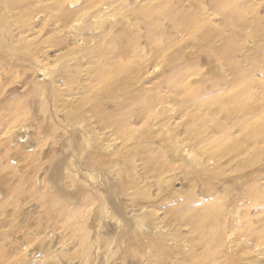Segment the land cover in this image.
I'll return each mask as SVG.
<instances>
[{"label":"rangeland","instance_id":"374dc122","mask_svg":"<svg viewBox=\"0 0 264 264\" xmlns=\"http://www.w3.org/2000/svg\"><path fill=\"white\" fill-rule=\"evenodd\" d=\"M171 1L181 11L198 3ZM241 1L264 21V0ZM150 2L0 0V264H264V197L250 191H264V140L256 162L207 153L221 132L190 121L172 90L155 87L188 68L191 85L225 93L231 68L220 60L214 70L170 19L162 20L161 45L181 41L180 60L171 65L173 50L156 57L132 14ZM202 5L220 26L211 1ZM251 32L243 28L233 57L245 67L259 46ZM106 40V65L119 57L134 71L121 91L94 83V52ZM253 78L262 93L264 69ZM138 95H156L149 114ZM123 117V128L112 122ZM244 120L219 118L224 126ZM208 204L218 215L206 253L196 221L184 217Z\"/></svg>","mask_w":264,"mask_h":264},{"label":"bare ground","instance_id":"6f19581e","mask_svg":"<svg viewBox=\"0 0 264 264\" xmlns=\"http://www.w3.org/2000/svg\"><path fill=\"white\" fill-rule=\"evenodd\" d=\"M103 1L91 0L90 4L97 5ZM210 1L214 13L221 18V24L218 27L214 26L211 18L207 15L202 5L203 0H198L197 6L193 11H181L173 6L171 0H153L149 5L138 8L132 14L136 18V23L142 24L145 27L148 42L152 50H155L156 57H160V55L173 50L169 52L172 59V66L175 65L176 61L180 60L181 41H174L168 47L161 45L162 39L165 36L162 28V20L164 19L172 20L173 25L181 27L189 37L196 39L197 48L200 51L207 52L212 59L214 70H217L221 65L217 64L220 60H224L231 68L234 81L229 92L222 93L224 90L219 88L218 85H213L207 91L194 87L188 81L192 73L188 68L174 69L170 75L161 80L162 83L158 84L159 86L155 87V89H161L165 86L168 87L172 90L174 97L181 101V110H189L190 121L196 120L195 123H201L207 120V122L213 124L215 130L221 132L218 141H214L210 145L211 148L207 149V153L210 156L222 160L228 156L236 157L239 153H245L248 157L247 159H253L252 162H256L254 158L261 152L259 150L261 145L259 146L258 143L264 140V118L262 117L264 111L262 104V102L264 103V90L262 93L255 91L257 82L253 78V73L257 69H264V21L254 14L255 9L252 6H246L241 0ZM245 26L250 28L252 31L251 36L259 43L255 52L253 51L251 56L246 60L247 67L233 60L235 52L239 50L240 44L238 41L243 34V28ZM219 40L221 41V45L217 46L216 42ZM215 46L218 48H215ZM112 53L111 45L107 40L105 44L95 49L94 52L99 58V62L95 65L96 77L94 83L98 86V89L100 88L101 92L105 93L109 92L112 86H117L118 90L121 91L135 77L131 65L123 62L119 57L116 58L113 66L109 67L106 65ZM153 91L151 90L150 92ZM155 96L149 97L148 95V97L143 98V95L142 97L138 95L139 98H136V101H138L135 104L138 107H142L147 115L148 112H151L150 110H152L153 104L155 105ZM131 106L133 107L134 105ZM239 115L245 118L244 123L231 122L228 126H224L219 121V118L230 121ZM116 119H112V122L115 121V125L122 128L128 123V117H123L120 120ZM187 128L186 130L193 131L191 125H188ZM236 129H240V135L237 137L233 135ZM261 144L263 145V143ZM261 150L263 149L261 148ZM244 164L248 165L250 163L246 162ZM250 191L254 198L263 199L264 191H259L257 188L251 189ZM198 211L200 212L196 214L191 212L187 213L184 220L189 223H195L196 221L194 227L196 231H201L204 237L203 241L199 244L208 253L211 251L210 245L212 244H209V240H206V238L213 231V223H215L214 221L216 215H218V211L211 204L206 205V207ZM201 216H205V218L201 220ZM203 263L204 260L199 259V264Z\"/></svg>","mask_w":264,"mask_h":264}]
</instances>
